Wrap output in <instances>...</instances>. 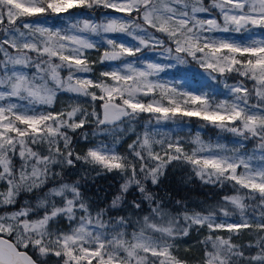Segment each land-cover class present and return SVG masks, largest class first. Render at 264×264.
<instances>
[{"label": "snow or ice", "instance_id": "obj_1", "mask_svg": "<svg viewBox=\"0 0 264 264\" xmlns=\"http://www.w3.org/2000/svg\"><path fill=\"white\" fill-rule=\"evenodd\" d=\"M99 8L123 15L105 12L100 21L71 22L78 14L70 10ZM52 14H67L66 30L46 26ZM256 29L264 30V0H212L210 5L204 0H0V182L6 184L0 206L17 204L21 192L41 193L34 205L25 202L0 214V264H48L52 255L57 264H186L173 254L174 241L193 227L208 230L199 242V264H264V38H256ZM216 32L248 35L230 39ZM103 45L100 62L118 66L97 79L82 75L93 72L89 50ZM146 50L167 62L141 59ZM188 64L223 82L228 98L215 101L208 93L182 91L175 83L154 79ZM232 74L242 79L228 84ZM58 91L90 98L92 110L78 105L41 110L52 106ZM141 114L149 116L146 130L128 145V155L103 140L89 141L87 132L81 138L90 146L83 153L74 151L69 132L93 123V137L113 136L118 142L135 131L121 127L125 121ZM185 117H198L242 141L233 149L205 147L198 133L194 143L200 147L188 153L180 137L152 130L153 119L159 125ZM243 141L256 142L251 152ZM173 160L190 164L205 183H231L235 194L215 206L200 211L184 206L172 215L145 182L157 184ZM78 161L99 169L97 175L115 171L125 178L108 208L94 210L78 180L61 179L47 187ZM133 186L142 199L128 202L125 195ZM145 201L148 214L137 216L135 223L130 216L110 215L125 205L135 215ZM237 215L238 220L229 219ZM59 220L68 222L67 231L52 227ZM244 229L256 232L255 244L233 242ZM222 231L229 235L216 234ZM245 248L255 254L246 255Z\"/></svg>", "mask_w": 264, "mask_h": 264}, {"label": "trees", "instance_id": "obj_2", "mask_svg": "<svg viewBox=\"0 0 264 264\" xmlns=\"http://www.w3.org/2000/svg\"><path fill=\"white\" fill-rule=\"evenodd\" d=\"M212 0H204L205 5H210ZM77 13H81L84 18H90L93 20H101V14L98 11L87 10V9H80ZM63 14H52L48 17L51 20L53 25L57 23L58 16L61 17ZM62 18V17H61ZM66 26V22H64ZM203 70L198 66H190L183 65L177 66L176 68H172L171 73L175 75H185L188 78H191L195 81L196 86L201 85V78L199 76V71ZM237 79H242L235 74H232L228 82L236 81ZM220 81L215 80V84H219ZM215 85V86H216ZM251 87V84H249ZM212 94L210 93V96ZM221 95L219 91L216 93V100L218 96ZM213 96V95H212ZM99 102H97V110ZM149 119L148 114H141V116L132 122L125 121V124L121 127L127 126L130 128H134V132H126L119 138V147L123 151L129 153L128 145L136 139L137 135L142 136V132L144 131L143 124L146 120ZM192 120L190 127L194 125V121H199L203 124V134L200 136L204 140H208V135L206 131H208L209 135H224L226 131H220L219 129L214 128L212 125L208 124L205 121L200 120L198 117H191L188 118ZM95 125L90 123L87 125L83 130H77L75 133H72V138L75 143L81 144L83 148L82 150H86L89 147V142L83 140L82 134L83 132H87L89 134V141L96 142V137L90 135L92 133L93 128ZM182 134H186L184 130H181ZM105 139L109 140V137H105ZM211 140H215L212 138ZM209 140V141H211ZM247 145H250L251 142L246 141ZM231 146V145H230ZM46 152V146L44 148ZM75 150V149H74ZM17 164L16 166L19 167V157H16ZM137 168H139V161H136ZM154 163V162H153ZM54 171L60 172L61 168L56 166ZM97 171L99 169L92 170L91 166L84 165L81 162H76L75 168H69L67 166L63 169L62 177H56L55 180H50L47 187H52L57 181L61 179L65 182H73L79 181L80 182V190L83 193L85 199L93 206L94 210H99L101 208H108L111 204L114 196L119 192L120 185L124 183V177L118 172H101V174L97 175ZM147 189L152 192L156 199L161 201L165 207V209L170 212L172 215H176L179 212L183 211L184 206L187 207L189 211H200L201 209H206L210 206H215L218 202L222 200V198L226 195H233L235 194L234 189L231 183H225L223 186L220 184H211L205 183L199 177H197L192 169L190 164H187L184 161H177L173 160L171 163L167 164V166L163 170V175L159 177V182L155 185L151 183V179L145 182ZM6 190V184L0 182V192ZM47 189H45L46 191ZM37 195H41V193H29V192H21V194L17 197L18 203L11 206H0V214L4 213L5 211L11 212L17 210L21 205L25 202H30L33 205L36 203L35 197ZM133 199L141 200L140 193L135 189L133 186L129 192L125 195V200L130 202ZM180 201V204L176 202ZM149 204L147 201L143 202L141 208L143 211L136 213L135 215L132 214V210L125 205L123 210H112L110 215L113 217L124 215L130 216L132 221L135 223L137 216L142 217L143 215L148 214L149 211ZM251 212V209H249ZM255 215H259V212L255 213ZM207 229L202 228L197 230V228L193 227L189 235L186 239L183 240V243L189 244L190 246L187 249V252L177 256L178 259L185 261L186 264H199L200 258L202 256L203 248L202 245L199 243L204 236L207 234ZM264 235V233H261ZM223 236V235H222ZM256 237H251L248 235L246 230H241L239 235H233V242L236 244H240L242 246H246L249 243L255 244ZM180 241V238H177ZM246 255H254L255 250L249 252L247 248H245ZM58 258L54 255L48 257V264H57Z\"/></svg>", "mask_w": 264, "mask_h": 264}, {"label": "rangeland", "instance_id": "obj_3", "mask_svg": "<svg viewBox=\"0 0 264 264\" xmlns=\"http://www.w3.org/2000/svg\"><path fill=\"white\" fill-rule=\"evenodd\" d=\"M78 10H80V9L70 10L74 14H78V17L74 16L72 18L71 22H74L76 18H80V19L84 18V16L81 13H77ZM96 11H98L101 14V17H102L101 20L105 19V16H104L105 12H107L109 15H113V16H122L123 15V14L115 13L112 10H105L103 8L96 9ZM201 15H203V14H201ZM61 17L58 16V18H57L58 22L55 23L54 25H53V23H51L50 19H47L46 26L52 27L54 29L59 28L61 30H66L67 25L70 22L69 17L67 16V14L61 15ZM96 21H100V20H96ZM64 22H66V26L64 25ZM157 35L159 36L160 34L157 33ZM215 35L217 37H226V38H230V39H240L243 36H247L248 34L247 33L235 34V33L216 32ZM255 35H256L257 39L264 38V30L256 29ZM91 38L94 39L97 44H102V41L99 37L93 36ZM115 38L118 40H123L126 43H134V41H132L131 38L126 37V36H116ZM104 47H106V45H103L99 50H89L88 56H89L90 60L95 61V64L93 65V72L88 73V74H82V75L91 77L93 79H97L100 76V72L105 71V70H109L110 68H114V67L118 66V62H111V63H101L100 62V55L103 52ZM141 59H146L148 61L161 62V63L167 62V61H164L163 58L157 54V52L147 51V50L145 52V56L141 57ZM190 66H195V64H190ZM171 70L172 69H168L165 72L160 73L157 77H154V79H159L160 81H163V82L168 83V84L175 83L180 90L188 91V92H191L194 94L208 93L210 95V93H211L213 95V96L212 95L211 96L213 97V99L215 101H219V100H223V99L228 98V93H227L226 89L224 88L223 82H220L219 84L216 85L215 80L212 79L206 72H204V70L199 71V76L201 78L200 87L196 86L195 81L192 80L191 78H188L187 76H185L183 74L175 75V74L171 73ZM61 75L63 77H66L67 71L62 72ZM235 82L236 81H233V82L227 81L228 84H233ZM217 91H219L221 93V95H219L218 99L216 100L215 96H216ZM157 99H159V94H157ZM145 100H147V98H145ZM166 102L167 101L165 100V103ZM253 103H255V101H253ZM77 105L80 107L86 108L88 111H91L92 107H93L90 98L78 96L74 93H69L66 91H58L57 95L54 98V102H53L52 106H50V107L44 106L41 110L60 112L62 110H64V111L70 110L71 107H75ZM37 107H40V106H37ZM148 120H146V122L143 124L144 131L146 130L145 125L147 124ZM191 123H192V120H189L187 117L183 118L182 120H180L178 118L176 121L162 122L159 125H157L155 120L153 119L151 127H152V130L154 132L160 133L161 135L170 136L172 139H176L177 136L180 137L182 139L185 151L188 153H191L193 148H199L200 147V145H197L194 143L196 135L199 133V136H200V134H203V132L205 131V130H203V124L201 122L194 121V125L192 126V128L190 127ZM181 130H184L186 132V134H182ZM144 131L142 132V134L144 133ZM206 133L208 135V140H204L200 136V139L203 141V144L205 147L211 146L214 148L216 145L219 144V145L226 146L227 149H233L234 147L238 146V142L242 141L241 137L234 136L232 133H229V132H224V135L226 137H223L222 135H217V134L211 136L208 134V131H206ZM69 135L72 136V133L69 132ZM90 135L92 136V133H90ZM105 137H109V140L105 139ZM157 138H160V137L157 136ZM212 138H214L215 140H211ZM95 140H96V142H98L99 140H103L105 143H107L109 145H113L115 147V150L117 152H119L120 154L128 155V152H126V150L123 151L122 149H120V147L118 146L119 140L117 142V140L113 136L96 137ZM209 140H211V141H209ZM245 142L246 141H243V143L245 145V150H247L248 152H251L253 150V148L255 147L256 142L251 141L250 145H247ZM61 147H63L62 143H61ZM73 148L75 149L74 151L78 152V153H83L85 151V150L81 149V148H83V146L81 144H78V143L73 144ZM156 151H160L158 146L156 147ZM229 219H237L238 220L239 215H237L235 217H230ZM52 227L67 231L68 230V222L66 220H59L56 223H54L52 225ZM245 230L249 236H251L253 238L257 236L255 231H250L248 229H245ZM128 232L130 234L132 232V229L129 228ZM216 234L217 235H223L225 237H227L229 235L226 231L217 232ZM186 238H187V236L180 238V241L177 239L174 241L173 254L176 257L187 252V249L190 245L183 243V240Z\"/></svg>", "mask_w": 264, "mask_h": 264}]
</instances>
